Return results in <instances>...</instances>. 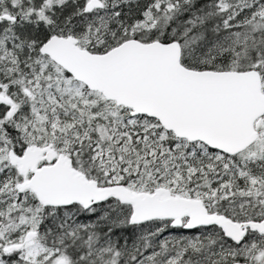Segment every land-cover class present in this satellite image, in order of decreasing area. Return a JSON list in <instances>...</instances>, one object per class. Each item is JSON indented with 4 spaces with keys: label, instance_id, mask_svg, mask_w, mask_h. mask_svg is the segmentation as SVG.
<instances>
[{
    "label": "snow or ice",
    "instance_id": "snow-or-ice-1",
    "mask_svg": "<svg viewBox=\"0 0 264 264\" xmlns=\"http://www.w3.org/2000/svg\"><path fill=\"white\" fill-rule=\"evenodd\" d=\"M0 264H264V0H0Z\"/></svg>",
    "mask_w": 264,
    "mask_h": 264
}]
</instances>
